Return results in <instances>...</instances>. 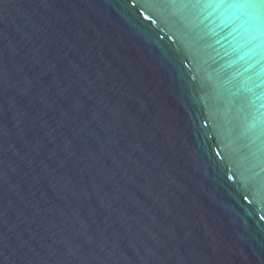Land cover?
<instances>
[{"label":"water","instance_id":"water-1","mask_svg":"<svg viewBox=\"0 0 264 264\" xmlns=\"http://www.w3.org/2000/svg\"><path fill=\"white\" fill-rule=\"evenodd\" d=\"M0 264H264V8L0 0Z\"/></svg>","mask_w":264,"mask_h":264},{"label":"snow or ice","instance_id":"snow-or-ice-1","mask_svg":"<svg viewBox=\"0 0 264 264\" xmlns=\"http://www.w3.org/2000/svg\"><path fill=\"white\" fill-rule=\"evenodd\" d=\"M237 6L246 9H262L264 8V0H237Z\"/></svg>","mask_w":264,"mask_h":264}]
</instances>
